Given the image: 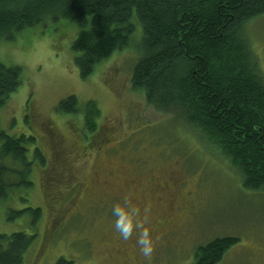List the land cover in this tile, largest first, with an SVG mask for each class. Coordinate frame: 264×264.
<instances>
[{"label": "rangeland", "instance_id": "1", "mask_svg": "<svg viewBox=\"0 0 264 264\" xmlns=\"http://www.w3.org/2000/svg\"><path fill=\"white\" fill-rule=\"evenodd\" d=\"M140 28L87 77L75 62L73 23L48 19L0 39V61L23 70L21 86L0 108V128L33 134L45 157V165H33L32 189L0 200V232L32 233L28 213L10 212L27 204L41 207L42 217L23 264H55L62 256L75 264H191L198 246L230 235L240 240L218 264H264V191L245 188L229 160L132 86ZM245 34L264 76V15ZM69 95L81 106L96 102L94 132L83 129L82 111L57 110ZM125 198L149 228L150 258L114 228L111 206Z\"/></svg>", "mask_w": 264, "mask_h": 264}, {"label": "trees", "instance_id": "2", "mask_svg": "<svg viewBox=\"0 0 264 264\" xmlns=\"http://www.w3.org/2000/svg\"><path fill=\"white\" fill-rule=\"evenodd\" d=\"M262 15L264 0H0V39H16L48 19L73 23L75 62L87 77L130 45L138 24L141 55L132 86L229 160L245 188L264 191V76L245 34V25ZM22 72L0 61V108L21 86ZM56 108L82 111L83 129L95 131V101L81 106L69 95ZM36 162L45 165L33 134L9 135L0 128L1 201L16 188L32 189ZM10 212L28 213L33 229L0 232V264H23L37 239L42 209L24 204ZM239 240L230 235L200 245L191 264H218ZM55 264L75 260L62 256Z\"/></svg>", "mask_w": 264, "mask_h": 264}, {"label": "clouds", "instance_id": "3", "mask_svg": "<svg viewBox=\"0 0 264 264\" xmlns=\"http://www.w3.org/2000/svg\"><path fill=\"white\" fill-rule=\"evenodd\" d=\"M111 213L114 217V228L119 237L122 240L134 237L140 254L146 259L150 258L153 253L154 240L143 220L137 218V208L125 198L123 203L112 204Z\"/></svg>", "mask_w": 264, "mask_h": 264}, {"label": "flooded vegetation", "instance_id": "4", "mask_svg": "<svg viewBox=\"0 0 264 264\" xmlns=\"http://www.w3.org/2000/svg\"><path fill=\"white\" fill-rule=\"evenodd\" d=\"M165 184H166L167 186H169L168 183H165ZM163 186H164V184L161 183V184H160V188L164 189ZM155 189H156V190H159V187H156ZM151 192H153V189L151 190ZM172 200H173V199H172Z\"/></svg>", "mask_w": 264, "mask_h": 264}]
</instances>
